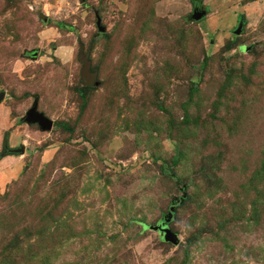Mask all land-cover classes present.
I'll return each mask as SVG.
<instances>
[{
	"label": "rangeland",
	"instance_id": "rangeland-1",
	"mask_svg": "<svg viewBox=\"0 0 264 264\" xmlns=\"http://www.w3.org/2000/svg\"><path fill=\"white\" fill-rule=\"evenodd\" d=\"M2 90L0 264H264V0H0Z\"/></svg>",
	"mask_w": 264,
	"mask_h": 264
},
{
	"label": "water",
	"instance_id": "water-1",
	"mask_svg": "<svg viewBox=\"0 0 264 264\" xmlns=\"http://www.w3.org/2000/svg\"><path fill=\"white\" fill-rule=\"evenodd\" d=\"M206 14L205 10H199L197 8L193 9V13L190 17L194 19H199L203 15ZM44 20H46V17H44ZM98 29L100 31H104V27L100 26L98 24ZM240 32V28L237 29V33ZM88 80V85L94 86L97 85L99 82L95 79L94 75L87 74L86 76ZM5 97V92L2 90L0 91V102ZM38 97L34 98V101L30 108H28L22 117V120L27 124H36L39 129L43 131H49L53 127V120L46 115H44L43 112L38 110ZM25 152V146L21 145L19 147H8L7 144L4 145V151H2V155H19L23 154ZM169 221L168 217H165L162 223H159L157 225L151 226L154 230H159L163 234V240L167 242H171L173 244L179 243V238L177 237L176 233L173 232L168 226L167 223Z\"/></svg>",
	"mask_w": 264,
	"mask_h": 264
},
{
	"label": "trees",
	"instance_id": "trees-1",
	"mask_svg": "<svg viewBox=\"0 0 264 264\" xmlns=\"http://www.w3.org/2000/svg\"><path fill=\"white\" fill-rule=\"evenodd\" d=\"M84 102H85V100H83V103H82V105L84 104ZM175 162H176V161L174 160V161H173V164H174Z\"/></svg>",
	"mask_w": 264,
	"mask_h": 264
},
{
	"label": "flooded vegetation",
	"instance_id": "flooded-vegetation-1",
	"mask_svg": "<svg viewBox=\"0 0 264 264\" xmlns=\"http://www.w3.org/2000/svg\"><path fill=\"white\" fill-rule=\"evenodd\" d=\"M5 144H6V143H5ZM5 144H4V145H5ZM20 146H21V145H20ZM17 147H19V146H17ZM25 151H26V148H25Z\"/></svg>",
	"mask_w": 264,
	"mask_h": 264
},
{
	"label": "clouds",
	"instance_id": "clouds-1",
	"mask_svg": "<svg viewBox=\"0 0 264 264\" xmlns=\"http://www.w3.org/2000/svg\"><path fill=\"white\" fill-rule=\"evenodd\" d=\"M18 155V154H17ZM20 155V154H19Z\"/></svg>",
	"mask_w": 264,
	"mask_h": 264
}]
</instances>
